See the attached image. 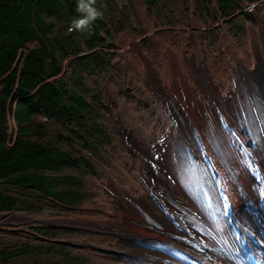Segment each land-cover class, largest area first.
Segmentation results:
<instances>
[{
  "label": "rangeland",
  "instance_id": "1",
  "mask_svg": "<svg viewBox=\"0 0 264 264\" xmlns=\"http://www.w3.org/2000/svg\"><path fill=\"white\" fill-rule=\"evenodd\" d=\"M117 1L122 4L120 0ZM260 1L258 8L253 6V4L248 6L251 12H249L248 7L245 8V12H248L250 16V19H246L244 22L245 32L247 29L248 43L245 46H240L238 50L233 48L230 38L232 35L222 26V22H219L218 27H216V25H210L208 21L198 15L192 16L189 21L188 13L186 21H182L180 19H182L181 17L184 14L181 10L176 9L177 14L173 11L172 16L175 20L181 22L175 21L172 24V26H175V31H173L167 21H159L157 14L149 13L139 0H134L142 28L147 34L139 33L137 29L134 32H129L125 29L116 36L114 40L115 49L112 52L117 57L113 61V69H110V76L101 81L99 87L105 94V103L115 112H113V116L118 119V114L123 115V117L118 119L120 124H123V129L117 128V119L116 121H108L110 130L117 136L119 133L122 138V146L124 148L122 150L126 156L123 158L120 167L116 166L115 169L107 168L109 171L107 177H112V180L121 188L111 183L112 181L107 179L105 173V186L100 181L94 184L90 181L89 199H86L81 204L84 210L77 209L74 212L57 210L58 212H56V210L44 207L42 211L12 210V212H0L3 215L0 217V237L2 241L8 243H16L17 240L22 242L26 239L33 243L50 241L51 239L49 240L45 234H40L37 231L38 227H48L52 230L69 231L67 234H61L56 239L60 243L64 241L65 245L73 249L72 252L66 253L57 248L53 250L54 255H68L72 259H83L85 260L84 264H133L132 258H129V260L124 258L123 253L134 257L143 256L146 250L139 246H136L138 248L130 245L125 247L126 241H128L126 239L163 237L165 240V237H167L173 246L183 251L181 253L182 256L187 253L190 257L187 264H250L247 257L249 254H251L250 257L254 260V263L264 264V167L257 161L255 154L250 155L252 171L254 172V168L258 171L256 178L259 182H262V186L259 190L258 199L251 197L246 201L239 202L236 192L227 183L225 171L221 168L222 164L216 166V160L208 150V146L206 145V147L203 144L204 140L200 137L201 135L198 134L201 128L197 129L199 116L197 117L196 115L195 105H202L204 98H201V93L197 86L196 71L194 70V68L198 67L209 72L208 67L204 65L203 59V55L207 57L209 55L212 58L213 66L208 58L207 64L211 66L212 70L220 73V77L210 74V72L208 74L210 81L215 87V92L221 98L219 101L222 103L236 96L233 100L235 102L233 108L236 109L238 116L245 113V110H247L245 106L252 102L248 101L247 97L236 95L238 86L243 88L242 91L246 90L239 79L242 75H250L256 72L260 67L261 70H264V67H262L264 62V21L260 16H264V0ZM184 12L186 13V7ZM170 15H166L165 19L169 18ZM254 18L256 19V24L252 26ZM231 22L238 23L239 19L232 18ZM212 28L218 29V35L215 36L214 40L210 41L212 43L210 45L212 48H210L207 38L209 39L208 32ZM167 33H171V35L168 36ZM175 35L177 36L174 37ZM144 37L151 39L149 46L141 44ZM174 39H177V41L174 42ZM190 48L194 52L189 53L186 51V49L190 50ZM138 53L143 54V56ZM252 53L254 54V60H251L253 58ZM122 57L127 60L122 59ZM127 61L131 68L127 67L126 71ZM193 62V66L196 65L197 67L192 66ZM232 76L233 84L231 82ZM91 79L93 80V78ZM133 81L135 84H132ZM138 87L142 91L147 92V96L139 101V109L137 105H130L120 111L114 108L111 95L120 94L119 89L137 90ZM261 87H263V84ZM164 95L171 104L173 103L181 110L180 113L182 112L183 115L192 121L194 133H197L195 135L198 139V145H203L202 154H204L203 165L205 168L201 169L202 174L194 173L192 175V180L196 182L193 183V186L196 187L197 181L200 179L202 186L209 189L205 181L212 177L214 181L212 189L214 191L217 190L225 197L226 210L229 211V208L233 210L235 221L239 220V226L235 225L237 232L240 235L244 234L250 240L247 249L243 250V252L236 249L231 258H226V262L219 259L210 244L205 242L206 238L210 239L208 232H210L209 225L212 223L211 217L209 218L208 206L205 209L202 207L206 200L201 197L199 204L194 203L207 219L201 228L203 229L202 237L196 241L197 236L195 239L187 238L191 235L195 236V233L190 230L191 227L187 223L181 222V218L178 216L181 210L179 209L177 213L175 212L173 209L174 207L176 209L175 202L173 204L174 200H171L173 198H169L171 201L166 202L159 190L160 188L163 190L172 188L175 196L179 195L182 197V193L186 194V196H191L190 188H187L188 185L186 186L189 182L187 183L188 180L183 176L179 167L180 164H183L181 157L184 153L174 151V153L168 154L169 156L166 155L164 162V153H166L164 145L169 144L171 147L182 148L183 138L186 136V133H180L174 129L170 114L164 106ZM108 96L109 98L107 99ZM117 101L120 102L118 98ZM159 102L164 107V113L159 108ZM218 111L222 112L224 110L220 109ZM208 112H211V110ZM125 116L131 118L129 126L127 125L128 121L125 123L128 120ZM232 116L233 120H235V114ZM9 127H15L12 117L9 118ZM237 127L240 129L246 128L252 133L247 128L249 125L246 127L243 123L238 122ZM223 128L225 131H228V129L233 131L231 125ZM119 130H123V132ZM236 135L241 140L242 147H249L245 142L246 140L241 137L240 132L237 131ZM118 139H120L119 136ZM193 155L195 156V154ZM193 159L195 160V157ZM117 161L115 160V162ZM186 164V167L192 171L194 168L193 163L187 160ZM164 167H171L172 174L168 178L164 175ZM186 167L184 166V169ZM182 177L184 184L182 183ZM202 178H205L204 181ZM69 185L70 183L67 184V186ZM72 187L75 188L76 185L73 184ZM248 188H250L249 184ZM179 196H177L178 199H180ZM210 198L212 201L214 200L213 194H211ZM118 202H123L130 206L134 205L140 214L137 213L138 217H127L124 211L119 210ZM145 208L151 212L150 214L158 217L160 222L155 223L154 221L155 224L151 222ZM192 215L194 216H191L193 221L198 219L193 213ZM253 221L259 224L256 225ZM164 223L168 226L167 230L164 229ZM218 224L221 225V223ZM186 233H189V235L186 236ZM52 241L54 240L52 239ZM18 242L15 244L16 246H20V242ZM84 243L99 246L105 249L106 252H98L86 248L85 245H81ZM217 252H220V250H217ZM221 254L225 255L223 251H221ZM153 257H156V255L152 256L151 259ZM198 257L202 258V262L197 260ZM166 258L170 260V264L177 263L176 260H172L168 255L164 256V261ZM35 261H31L29 258H21L12 261V264H35Z\"/></svg>",
  "mask_w": 264,
  "mask_h": 264
},
{
  "label": "trees",
  "instance_id": "2",
  "mask_svg": "<svg viewBox=\"0 0 264 264\" xmlns=\"http://www.w3.org/2000/svg\"><path fill=\"white\" fill-rule=\"evenodd\" d=\"M120 1L122 4L96 0L102 18L88 29L69 31L73 19L80 15L75 11L77 0H0V212L42 211L44 207L56 212L84 210L81 204L89 199L90 181L104 180L108 167L121 166L125 156L118 149V136L108 125L117 118L99 87L110 76L116 36L125 29L147 33L134 0ZM139 1L149 13L157 14L159 21H167L173 31L172 24L179 20L172 12L177 14L178 9L184 14L182 21L188 13L189 21L198 15L216 27L222 22L238 50L248 43L244 22L250 16L245 8L261 2ZM232 18L239 22L232 23ZM217 30L208 32L210 48ZM147 37L142 38V45H150ZM206 58L213 66L212 58ZM119 91L127 101L134 99L133 90ZM10 117L14 128L9 127ZM37 231L51 240L33 243L26 239L16 246L18 240L8 243L0 237V264L21 258L36 260L35 264L85 263L53 254L57 248L72 252L56 239L69 231L48 227H38Z\"/></svg>",
  "mask_w": 264,
  "mask_h": 264
},
{
  "label": "bare ground",
  "instance_id": "3",
  "mask_svg": "<svg viewBox=\"0 0 264 264\" xmlns=\"http://www.w3.org/2000/svg\"><path fill=\"white\" fill-rule=\"evenodd\" d=\"M262 67H264V62L262 64ZM194 70L196 71L197 86L201 93V98H204V103L202 105H197L195 102H193L196 104L195 105L196 115L197 117L199 116L198 117L199 123H197V129L201 128V131L198 134L201 135L200 137L202 138V140H204L203 144H205V146L206 145L208 146L209 148L208 150L216 160L217 163L216 166L222 164L221 168L224 169L225 171L223 172L224 174H226L225 176L227 178L226 179L227 183L228 185H230V188L236 192V197L239 200V202L246 201L251 197H253V199L255 198L258 199L259 197L258 195L260 193L259 190L261 189L262 182H259L256 178L258 171H256L255 168H254V172L252 171V162L250 159V155L255 154L257 156V161L260 162V164L264 167V70L263 69L261 70L260 67L258 68V70H256V72H253L250 75L241 74L242 76L240 77L239 81L246 90L242 91L243 88L238 86L236 95H238L239 97L241 96L247 97L249 99L248 101L252 103L246 105L245 107L247 110H245L244 114L239 116L236 112V109L233 108V106H235L234 105L235 102L233 100L235 99L236 96L232 97V99H228L221 103L219 101V99L221 98H219L220 96L218 97L217 93L215 92V87L209 79L208 72L205 69H200L198 67L196 69L194 68ZM262 84L263 87H261ZM164 105L168 110V113L170 114L174 129L180 133H184V134L186 133L185 134L186 136L183 138L182 148H177V146L171 147L169 146V144L164 145L166 148V153H164L165 154L164 162L166 155L172 154L174 153V151L178 153L180 152L184 153L182 157L180 156L181 159L183 160V161L181 160L183 164H180L179 167H180V171L183 173V176L188 180L187 183L189 182V184H186V186L188 185L187 188H190L189 191L191 196H186V194L183 193L181 195L183 198L180 197L179 195L175 196V193L173 192L172 188L171 189L166 188L167 191L165 189L163 190L162 188H160L159 190L161 191V195L163 198H165L166 202L174 200L172 203L174 204L175 202L176 209L175 207L173 209L175 210L176 213L177 211H179V209L181 210L178 215L181 218V222L187 223L191 227L190 230H192L193 233H195V236L191 234H190L191 236H188L189 233H186V236H188L187 238L195 239L197 236L196 241L201 239L203 234L202 231L203 229L201 228L202 225L206 223L207 219L203 216L199 207H197L194 203L196 202L199 204L201 197H203L204 200H206V202H204L202 207L203 209H205L206 206H208L209 218L211 217L212 223H210L211 225L208 224L210 227L209 228L210 232H208V236L210 237V239L206 238L205 242L210 244V247L212 248L213 252L216 254V256L219 259H221L223 262H226V258L228 257L231 258L234 252L236 251V249H238V251L240 252H243V250L247 249L250 240L247 239L244 234L240 235V233L237 232L238 231L237 227L239 226V220L237 219L235 221L234 219L235 214L233 213V210H231L230 208L229 211L226 210L227 206L226 204H224L225 197L217 190L214 191L212 189V185L214 182L212 177L211 179L208 178L205 181L209 189L202 186L201 182L199 181L200 179L197 181L198 182L197 186L196 185H195L196 187L193 186L195 180H192V175H194V173H197L199 175V173H201V169L205 168V166L203 165L204 154H202L203 145L200 146L198 145L197 142L198 139L196 138L197 136L195 135L197 133H194L192 121L187 116L183 115L182 112L180 113L181 110H179V108L176 107L173 103L171 104L166 99L165 95H164ZM219 108L223 109L225 112L218 111L220 110ZM209 110H211V112H208ZM234 114H235V120H233L232 118L233 117L232 115ZM238 122L243 123V125H245L246 127L249 125V127L247 128L251 130L252 133H250L246 128L245 129L238 128L237 127ZM228 125H231L233 127V131H229V129L228 131L224 130L223 127L224 126L227 127ZM237 131L240 132L241 137H243L246 140L245 142L249 147L247 146L242 147L241 140L236 135ZM246 151H248L249 153L248 152L246 153ZM193 154H195V156ZM193 157H195V160L193 159ZM187 160L193 163L194 168L192 171L186 167ZM252 160L254 159L252 158ZM184 166L186 167L185 169ZM171 174H172L171 167L169 168L164 167V175H166V177L168 178L170 177ZM205 178H202L203 181ZM182 183L184 184V180L182 181ZM248 184L250 188H248ZM211 194H213L214 196L213 201L210 198ZM177 196H179L180 199H178ZM169 198L170 199L173 198V199L170 200ZM118 203H119V207H118L119 210H121L122 212L124 211V213L127 214V217L130 216L138 217L137 213L140 214V212L136 209L134 205L133 206L126 205L123 202H118ZM145 210L151 222L153 223L154 221L155 223L160 222L158 217H156L153 214H150L151 212L147 208H145ZM192 213L196 217H198L197 220L193 221L191 217L193 216ZM261 214L263 213L261 212ZM242 220H244V218H242ZM218 223H221V225H219ZM253 223H256V225L259 224L255 221H253ZM235 225H237V227H235ZM167 228L168 226H166L164 223V229L167 230ZM202 247L204 246L202 245ZM217 250H220V252H217ZM221 251L224 252L225 254L224 256L221 254ZM183 256H185L187 259L190 258L187 255V253H185ZM250 256L251 254L247 256L249 263L256 264L254 263V260H252ZM252 256L254 257V255ZM197 260L202 262V258L200 257H198Z\"/></svg>",
  "mask_w": 264,
  "mask_h": 264
},
{
  "label": "clouds",
  "instance_id": "4",
  "mask_svg": "<svg viewBox=\"0 0 264 264\" xmlns=\"http://www.w3.org/2000/svg\"><path fill=\"white\" fill-rule=\"evenodd\" d=\"M95 4L96 0H77L75 11L80 15L73 19L69 31L88 29L95 20L102 18L103 12L97 9Z\"/></svg>",
  "mask_w": 264,
  "mask_h": 264
},
{
  "label": "water",
  "instance_id": "5",
  "mask_svg": "<svg viewBox=\"0 0 264 264\" xmlns=\"http://www.w3.org/2000/svg\"><path fill=\"white\" fill-rule=\"evenodd\" d=\"M62 243H65L64 241ZM87 247L93 249V250H97V251H100V252H106L105 249L101 248V247H97V246H94V245H91V244H88Z\"/></svg>",
  "mask_w": 264,
  "mask_h": 264
}]
</instances>
